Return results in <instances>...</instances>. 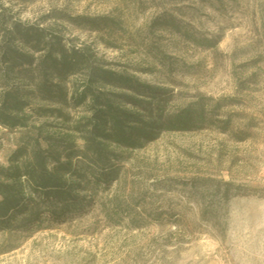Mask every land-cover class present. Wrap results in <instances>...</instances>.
Returning a JSON list of instances; mask_svg holds the SVG:
<instances>
[{
	"label": "rangeland",
	"instance_id": "1",
	"mask_svg": "<svg viewBox=\"0 0 264 264\" xmlns=\"http://www.w3.org/2000/svg\"><path fill=\"white\" fill-rule=\"evenodd\" d=\"M13 21L163 89L169 110L198 95L234 102L202 129L112 148L117 178L79 188L64 218L0 231V264H264V0H0L2 27ZM63 112L69 125L87 114ZM62 122L32 114L27 128L0 125V166L34 127L57 138Z\"/></svg>",
	"mask_w": 264,
	"mask_h": 264
},
{
	"label": "trees",
	"instance_id": "2",
	"mask_svg": "<svg viewBox=\"0 0 264 264\" xmlns=\"http://www.w3.org/2000/svg\"><path fill=\"white\" fill-rule=\"evenodd\" d=\"M0 22V125L27 128L32 114L61 119L63 135L45 124L0 166V231L64 218L79 201L76 191L118 176L112 148L140 149L162 132H190L209 125L232 98L196 100L169 110L170 97L136 77L108 69L86 46H75L49 30L20 21L9 29ZM18 45L23 49H18ZM20 80L29 90L9 84ZM79 76L71 83V76ZM71 84V87L69 85ZM34 100L36 105L31 103ZM84 107L86 115L69 125L66 108ZM229 116L219 120L226 131ZM83 142L76 149L72 138Z\"/></svg>",
	"mask_w": 264,
	"mask_h": 264
}]
</instances>
